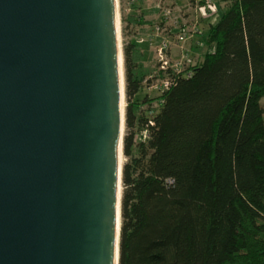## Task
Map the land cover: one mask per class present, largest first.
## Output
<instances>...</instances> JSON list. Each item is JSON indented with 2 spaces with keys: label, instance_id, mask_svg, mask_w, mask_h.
I'll list each match as a JSON object with an SVG mask.
<instances>
[{
  "label": "water",
  "instance_id": "water-1",
  "mask_svg": "<svg viewBox=\"0 0 264 264\" xmlns=\"http://www.w3.org/2000/svg\"><path fill=\"white\" fill-rule=\"evenodd\" d=\"M117 0H0V264H118Z\"/></svg>",
  "mask_w": 264,
  "mask_h": 264
},
{
  "label": "trees",
  "instance_id": "trees-1",
  "mask_svg": "<svg viewBox=\"0 0 264 264\" xmlns=\"http://www.w3.org/2000/svg\"><path fill=\"white\" fill-rule=\"evenodd\" d=\"M203 40L156 109L137 96L164 72L124 40L118 264H264V0H229Z\"/></svg>",
  "mask_w": 264,
  "mask_h": 264
},
{
  "label": "built area",
  "instance_id": "built-area-1",
  "mask_svg": "<svg viewBox=\"0 0 264 264\" xmlns=\"http://www.w3.org/2000/svg\"><path fill=\"white\" fill-rule=\"evenodd\" d=\"M179 3L185 5L184 13L181 17L172 16V8ZM229 0H160L156 7L159 11L160 20L153 24L154 34L146 37L149 44H155L158 52L159 66L155 75L162 71L165 76L153 77L158 79L155 88L160 92L168 89L173 77L168 76L169 71L177 74L184 72L186 68L195 63L191 62L188 41H195L203 50V54L208 50L204 44L203 36L206 31L218 22L223 8ZM135 3V0H133ZM179 10L181 9L178 6ZM182 11V10H181ZM141 41V40H140ZM191 42V43H193ZM174 47L181 51V55L173 56ZM179 51V52H180ZM197 63V62H196ZM186 75L191 73L186 71ZM146 135V134H145Z\"/></svg>",
  "mask_w": 264,
  "mask_h": 264
},
{
  "label": "rangeland",
  "instance_id": "rangeland-1",
  "mask_svg": "<svg viewBox=\"0 0 264 264\" xmlns=\"http://www.w3.org/2000/svg\"><path fill=\"white\" fill-rule=\"evenodd\" d=\"M160 0H155L154 3L151 1H144V0H135V3H133V0H117V6H118V21H119V42L120 47L122 50V57H123V70H124V54H123V45L124 40H130L132 38L137 37L139 40L143 43V49L145 50V63L146 66H148V69L157 71L156 69L159 66L158 62V52L156 50L155 44L151 45L148 43L146 37H148L150 34H154L153 30V24L158 22L160 20L159 17V11L156 8L159 4ZM135 4V5H134ZM180 6V10L178 8ZM172 8V16L175 15L176 17H181V13H184L185 11V5L182 3H179L173 7V5L170 6ZM135 9V10H134ZM182 10V11H181ZM134 11V12H133ZM132 13H136L138 15V18L141 20L140 24L136 23H130L129 17H131ZM122 17L126 18L125 22L122 21ZM197 39V38H196ZM195 41H188L187 47L189 48L192 46L191 50H189V57L191 58L192 63H196L199 60H201L203 55V50L198 46V43ZM193 42V43H191ZM176 47L173 49V56L181 55V51ZM158 79L153 78V81L150 82V84H145L143 91L137 96L139 101L143 104V109H148L149 105L156 109L159 107L160 100L159 96L161 95V92L155 88L156 83ZM151 99V104H149V101H146L147 99ZM146 101V103H143ZM126 101L124 100V104ZM148 115H151L150 112H148ZM139 139V135H138ZM122 159L123 162L125 160L124 154L122 153ZM122 162V164H123Z\"/></svg>",
  "mask_w": 264,
  "mask_h": 264
},
{
  "label": "bare ground",
  "instance_id": "bare-ground-1",
  "mask_svg": "<svg viewBox=\"0 0 264 264\" xmlns=\"http://www.w3.org/2000/svg\"><path fill=\"white\" fill-rule=\"evenodd\" d=\"M118 31H119V21H118ZM119 65H120V77H121V81H122V87H124V70H123V57H122V50L120 47V52H119ZM122 106L124 107V99L122 100ZM123 159H122V152L120 153V164H122Z\"/></svg>",
  "mask_w": 264,
  "mask_h": 264
},
{
  "label": "crops",
  "instance_id": "crops-1",
  "mask_svg": "<svg viewBox=\"0 0 264 264\" xmlns=\"http://www.w3.org/2000/svg\"><path fill=\"white\" fill-rule=\"evenodd\" d=\"M144 1L148 2V1H151V0H144ZM154 1H155V0H152L153 3H154Z\"/></svg>",
  "mask_w": 264,
  "mask_h": 264
}]
</instances>
